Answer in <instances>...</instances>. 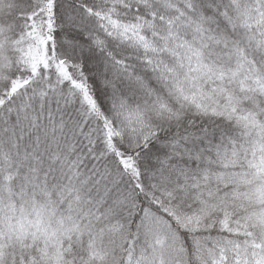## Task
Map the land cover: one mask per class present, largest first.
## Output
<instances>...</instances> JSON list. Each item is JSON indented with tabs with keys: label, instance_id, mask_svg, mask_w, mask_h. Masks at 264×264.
Segmentation results:
<instances>
[{
	"label": "snow or ice",
	"instance_id": "snow-or-ice-1",
	"mask_svg": "<svg viewBox=\"0 0 264 264\" xmlns=\"http://www.w3.org/2000/svg\"><path fill=\"white\" fill-rule=\"evenodd\" d=\"M0 264H264V0H0Z\"/></svg>",
	"mask_w": 264,
	"mask_h": 264
}]
</instances>
